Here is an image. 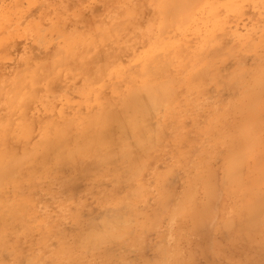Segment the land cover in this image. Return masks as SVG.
<instances>
[{
	"label": "clouds",
	"instance_id": "obj_1",
	"mask_svg": "<svg viewBox=\"0 0 264 264\" xmlns=\"http://www.w3.org/2000/svg\"><path fill=\"white\" fill-rule=\"evenodd\" d=\"M37 2L27 0L26 6L18 7L15 0H0V242L6 243L13 232L9 218L14 207H28L20 200L28 195L68 210L55 214V219L45 221L42 228L44 235L39 243L49 250L45 260L52 264H101L95 253L105 247H142L143 222L136 215L126 216L119 225L103 230L82 218L90 200L97 202L94 206L99 204L93 190L101 178L95 173L82 176V169L93 160L101 130L112 124H127L135 131L131 138L121 139L119 167L108 179L115 178L114 188L135 185L129 189L128 201L133 211L153 196L162 202L159 183L148 186L143 182L149 158L137 157L136 150L148 142L137 132L141 119L158 118L164 112L183 113L210 103L219 117L231 118L243 127L250 149L245 161L247 178L253 186L264 188V0H204L202 6L210 13L204 53L215 51L202 65L212 72L210 82L216 87L217 94L211 100L201 96L199 88L195 95L177 99L185 85L169 76L171 51L155 57L140 56L150 45H159L162 38L175 32L186 0H87L83 9L100 5L102 12L93 16L99 22L83 41L70 39L55 27L42 30L39 21L22 25L24 14ZM44 3V12L58 6L48 0ZM10 12L18 16L15 21ZM243 20L251 21V25L239 32L236 28ZM17 39L26 43L23 53L13 57L6 49ZM27 41L45 51L54 43L58 45L60 51L50 61V68L45 70L42 65L46 62L33 59ZM97 49L110 64L135 75L128 88L109 89L110 77L101 73L99 64L90 62ZM13 61L14 68L3 67ZM229 61L233 63L230 71L220 76L219 67ZM145 68L149 75L141 78ZM9 71L11 76L3 74ZM58 81L63 88L53 92L52 86ZM38 88L43 91L36 95ZM224 92L234 95L222 101ZM33 100L40 107L34 105L33 112L26 115L27 103ZM15 145H20L19 151ZM75 184L84 185L79 197L65 196V189ZM191 190L188 184L185 194ZM73 207L75 213L70 211ZM57 222L70 223L76 231L66 238L52 235ZM16 223L24 225L17 235L29 230L25 221ZM53 240L57 241L56 247L52 246ZM8 251L11 260H0V264H19L21 253L15 242L8 245ZM88 252L92 253L90 259L86 257ZM42 255V250L37 251L27 264H44ZM178 255L171 245H159L156 258L145 259L143 264H179ZM120 264L134 262L122 258Z\"/></svg>",
	"mask_w": 264,
	"mask_h": 264
},
{
	"label": "rangeland",
	"instance_id": "obj_2",
	"mask_svg": "<svg viewBox=\"0 0 264 264\" xmlns=\"http://www.w3.org/2000/svg\"><path fill=\"white\" fill-rule=\"evenodd\" d=\"M58 3L56 10L65 12L64 7L67 5L69 9L66 13L69 16L60 14L56 25L75 31L74 36L79 32L87 35L93 28V23L97 22L93 16L98 7L94 6L91 10L81 7L87 0H61ZM203 3L204 0H186L180 12L177 29L160 41L171 45L168 52H172L170 63L173 69L193 70L190 80L191 84L196 86L191 87L181 81L185 86L180 89L177 99L184 96L187 99L192 95L188 93L189 89L196 92L199 88L200 95L209 97V100L217 94L215 85L210 82L212 72L207 67L202 68L203 60L211 59L215 55V51H210L207 55L204 53L205 29L210 13L202 6ZM44 8V0H39L22 20L26 23L37 19L38 15L44 13ZM47 14L53 16L54 20L58 15ZM250 14L253 17L255 15ZM72 17L74 20H71ZM52 19L47 18L42 22L41 29H47V23ZM180 21L184 23L180 24ZM250 25L251 21L243 20L236 30L244 32ZM180 28L181 31H177ZM228 42L225 41V44ZM25 43L19 39L12 41L9 50L6 49L8 55L17 57L19 49L24 47ZM28 46L34 53V59L36 53L43 55L29 43ZM99 54L101 56V53ZM12 64H15V61ZM9 66L7 64L3 67L8 69ZM232 66L231 61L226 66H220V76H224ZM217 82L221 80L218 78ZM60 85L59 81L56 82L53 90L58 93ZM204 85L207 87H202ZM232 95L234 93L224 92L221 99L226 101ZM166 113H163V117L148 119L149 122L153 120L151 124L155 128L152 130L145 123L143 128L141 119L137 132L148 142L142 149L136 150L137 157L149 158L148 171L143 176V182L148 186L158 182L164 199L161 202L153 196L138 204L134 211L130 209L132 214L143 222L140 229L142 247L133 249L127 244H114L105 247L102 255L113 256L115 264H120L122 258L134 264H143L145 259L156 258L157 246L171 245L179 253L176 257L179 264H264V188L253 186L247 178L245 161L250 149L245 143V130L231 118L219 117L212 110L210 103L193 110L189 108L177 115L172 114L171 118ZM131 137L132 135L125 134L121 126L116 124L109 126L101 136L102 139L113 143L109 148L115 151L118 150L121 139ZM162 140H168L169 146L164 148L161 143H153ZM237 140L243 141L241 147L231 152L229 145ZM178 142L182 147L175 149ZM112 157L115 158L107 168L117 171L119 153ZM96 168L94 165L90 166L88 171H83L82 176L86 177L92 173L99 175ZM244 176L248 183L242 181ZM188 184L192 185V190L185 194ZM104 185L103 182L96 183L94 190L102 191ZM106 186L111 188L110 184ZM134 187H117L118 191L122 192L116 191L119 196L125 192L119 200L120 212L123 211L124 214L129 209L126 204L131 198L129 189ZM247 192H250L248 196ZM68 194L74 197L69 191ZM98 202V206H94L97 202L90 200L94 216L100 218L103 210L99 211L102 206L99 199ZM82 218L87 220L85 216ZM10 222L15 224L12 218Z\"/></svg>",
	"mask_w": 264,
	"mask_h": 264
},
{
	"label": "bare ground",
	"instance_id": "obj_3",
	"mask_svg": "<svg viewBox=\"0 0 264 264\" xmlns=\"http://www.w3.org/2000/svg\"><path fill=\"white\" fill-rule=\"evenodd\" d=\"M56 2L54 3L55 5L59 4L58 2H60L61 0H55ZM51 3V2H48ZM69 3V2H68ZM15 4L18 7H24L27 4V0H15ZM96 7H98V11L94 12V16L100 14L102 12V8L100 7V5H95ZM66 10L64 11H60V10H56V8H52L47 10L46 12L38 15L37 19H33L35 21H39L40 26L42 27V22H44L47 18L48 19H52L47 23V29L50 27H55L57 28L60 32L64 33L68 38L70 39H77L80 41H83L85 39H87L88 34H82V33H78L74 36V32L75 31H71V30H66L65 28H59L56 25V22H58V16L60 14L65 13L63 16L64 17H68L69 14L66 13L68 11V7L67 5L64 7ZM47 13H52V15L58 14L57 17L54 20V17ZM11 19L13 21H15L18 16L15 14V12H10L9 13ZM26 15V13L24 14ZM116 16L119 15L118 12H116L115 14ZM193 16V14H191V17ZM61 17V16H60ZM75 17V16H73ZM73 17L71 18V20H74ZM77 19V17L75 18V20ZM97 22H99L97 20ZM93 23V27L95 25V23ZM25 22L23 20H21V24L23 25ZM180 24L184 23V21H180ZM182 28L178 29L177 31H181ZM24 41V40H23ZM26 42V41H25ZM30 46L33 48L38 49V51H40L43 55L40 56L39 54L36 56V58L34 60L36 61H43L46 62L44 63L42 66L45 68V70H47L48 68H50V61L54 58V56L60 51L59 47L57 44H52L49 49L47 51L38 48L36 45L31 44L30 41H27ZM11 44V42H10ZM9 44V45H10ZM9 47V46H8ZM171 45H167L166 43H159V45H150L148 49L142 51L140 53V56L142 57H155L157 53H167L168 50L170 49ZM23 48L19 49V55L23 53ZM9 50V48H7ZM101 53V56H99ZM18 55V56H19ZM139 58V57H138ZM91 63L93 64H99L100 65V71L103 75H106L108 77H110L109 80V89L110 90H115L116 87L119 86H123L125 88L129 87L130 84V79H135V75L128 73L126 68H122V67H118L116 65L110 64L106 57L102 54V50L97 49L96 51V55H94L93 57H91ZM10 66L8 69H12L14 68L16 65L12 64V63H8ZM71 66V63L70 65ZM174 67L171 66V68L168 70L169 76L173 77V79H176L179 82H185L186 84H188V86H196V84H191V78L193 76L192 72L193 70H188V69H181V68H177V69H173ZM4 75L7 76H11V72H6L3 73ZM145 75H149L146 72V68L145 71L142 73V77L143 78ZM149 78H151L149 76ZM63 85L61 83L60 85V91L62 90ZM43 91V89H36V95H39L41 92ZM52 91L55 92L53 90V86H52ZM59 91V92H60ZM188 93H192V95H195L196 92L193 89H189L187 90ZM105 93H101V95H104ZM35 105L36 108H39L40 105L36 104L35 100L28 102L27 103V111H26V115H29L33 112V106ZM191 110L195 109V107L190 108ZM0 111H3V109H0ZM170 118L172 116V114H170L169 112L166 113ZM177 115V114H174ZM163 113L159 116V117H163ZM150 118H154V116H149L147 118H143L142 119V126L143 128L145 127V124L152 130L153 128H155V126H153V124H151L153 122L152 121H148V119ZM145 123V124H144ZM121 128L123 129L124 133L127 135H133V131H135V129L132 130V128L127 125V124H123L121 125ZM180 128H183V126H180ZM107 129V128H106ZM103 129L101 130V132L99 133L98 139H97V149L95 152V155L93 157V160L91 163H88L85 165V167L82 169V173L84 170L88 171L90 166L94 165L96 166L98 173H100L98 176H100L101 178L97 181V184H100L101 182H103L105 185L103 187L102 191H97V190H93V194L97 197V199H99L101 202V206L103 207V211L101 213V217L98 218L97 216H94L93 214V208L91 207L90 201L87 205V210L82 212V216H85L87 218V221L89 223V225L96 227L99 230H103V228L109 226V225H119L126 216H130L133 215L132 214V210H130V208L128 209V212L126 214L123 213V211L120 212V208H119V200L123 198L125 192L122 195H118V193H122L121 191H118L117 187H113V185L116 183L115 178L109 180L108 177H111L113 175V173L115 171H110L107 166L110 162H113V158L110 159V157L116 155L117 153H119V148H120V144L119 147L117 148L118 150H112L109 147L111 145H113V143L106 141L104 139L101 138L103 132L106 130ZM246 139V137H245ZM243 141L237 140L235 142H232L229 145V148L231 150V152H235L237 151L240 147H241V143ZM153 143H161L163 144V147H168L170 142L168 140H162V141H157V142H153ZM116 145V142H115ZM146 146V144H145ZM15 147L17 148V150H20V145H15ZM182 147L181 143H176L175 145V149H179ZM226 150V148H225ZM229 150V152H230ZM229 154V153H228ZM144 158H148V156H144ZM118 165V163H117ZM119 167V165H118ZM97 173V174H98ZM245 181V176L244 178H242V181ZM249 181V180H248ZM246 183H248L247 181H245ZM107 184H110L111 188L108 189L107 188ZM135 186V185H134ZM245 187V186H244ZM243 187V188H244ZM84 186H79L78 184L72 185L69 188L65 189L64 191V195L68 196V191L70 192L71 195H73L74 197H71L73 199L78 198L80 193L83 191ZM241 188V189H243ZM241 189H238V191H240ZM117 191V192H116ZM247 192V196L249 195ZM126 194H128V191L126 192ZM20 200L23 201L25 204L28 205L27 208L24 207H14V211L12 216L9 218V220L12 218L14 220V223L16 221H25L27 223V226L29 228L28 231L24 232L23 235H17L19 233H21L24 229V225L21 223H16L13 225L12 223V229L13 232L9 234L8 240L7 242H0V260L3 261H10L11 260V254L8 251V245L12 244L13 242H15L17 250L20 251L21 256L18 258L19 259V264H27V260L31 255H34L37 251L42 250L43 251V255L40 256V259L44 261V264H52L51 260H45V257L49 255V250L48 249H44L42 248V246L40 245V241L43 238V226L45 224V221L49 220V219H55V214L57 213H65L66 211H68L67 209L63 208V207H56L54 206L51 201L44 199V198H39V199H33L28 195H24L22 197H20ZM128 201L126 202V204H128ZM118 202V203H117ZM145 207H147V205H144ZM102 207L99 208V211L102 209ZM70 211L72 213L76 212V209L73 207L70 209ZM0 222H2V217H0ZM102 222V223H99ZM76 231V229L69 223V224H63L62 222H57L56 225H53V232L52 235H56V236H61L62 238H66L67 236H69L70 234L74 233ZM114 245V244H113ZM118 246H121L123 244H117ZM52 246L56 247L57 246V241L53 240L52 241ZM104 249V248H103ZM103 249L96 252L95 255L100 259L101 264H115V260H113V256L112 257H106L102 255ZM92 256L91 252L86 253V257L88 259H90Z\"/></svg>",
	"mask_w": 264,
	"mask_h": 264
}]
</instances>
